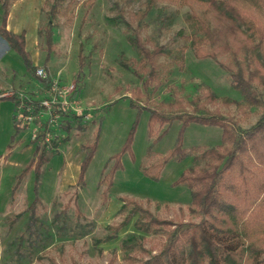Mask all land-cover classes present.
<instances>
[{"label": "rangeland", "instance_id": "rangeland-1", "mask_svg": "<svg viewBox=\"0 0 264 264\" xmlns=\"http://www.w3.org/2000/svg\"><path fill=\"white\" fill-rule=\"evenodd\" d=\"M144 2L76 0L72 12L52 21L53 52L47 64L44 35L39 37L38 29L44 28L48 18L24 8L15 13L11 25L21 26L29 58L47 75L45 81L29 73L21 56L0 37V97L7 94L15 98L0 100V264H145L162 251L167 234L136 232V217L115 233L112 228L131 209L120 210L122 199L142 203L159 220L199 223L202 218L190 212V191L178 184L192 166L191 155L181 160L169 157L156 180L147 177L141 166L170 154L178 141L186 152L221 144L219 128L197 123L183 126L179 121L156 126L149 137L147 110L173 116L181 110L188 113L190 103L209 88L219 99L240 104L224 106L219 101L209 109L235 121L241 131L251 129L260 118L262 89L253 85L263 105L245 108L240 93L231 86L230 74L211 59L195 58L189 43L180 37L191 34L184 22L188 9L157 4L143 20L132 18L131 14L143 10ZM2 16L0 7V25ZM135 35L150 46L171 51L173 57L185 48L183 70L173 63V57L160 59L158 77L142 92L138 103L146 109L134 104V92L142 89V82L133 73L137 55L127 38ZM218 61L226 63L227 58ZM12 74L15 80L29 82L23 81L20 88H7L14 83ZM44 101L49 102L48 108L41 106ZM169 103L174 106L169 107ZM98 129L85 187L79 191L75 206L73 186L84 158L83 147L92 142ZM128 138L129 149L122 154L121 169L114 173L103 203V188L98 189L100 174ZM36 145L44 148L50 160L37 188L35 172L30 170L12 201L16 180ZM113 163L110 161L106 172ZM35 198L42 205L37 207V223L29 229L28 208ZM75 207L81 217L75 215ZM132 234L138 239L129 240ZM124 242L133 248L124 252Z\"/></svg>", "mask_w": 264, "mask_h": 264}, {"label": "trees", "instance_id": "trees-1", "mask_svg": "<svg viewBox=\"0 0 264 264\" xmlns=\"http://www.w3.org/2000/svg\"><path fill=\"white\" fill-rule=\"evenodd\" d=\"M15 1L18 0H0L3 11L0 37L21 56L27 71L37 77L36 67L25 50L24 34L16 35L6 29L9 10ZM64 4L66 5L62 10ZM157 4L187 8L184 22L191 34L180 37L189 43L194 57L211 59L229 73L231 86L240 93L241 105L245 108L263 105L253 85L259 86L264 93V0H145L143 10L131 14V17L143 20ZM75 6L76 0H53L51 3L49 0L44 1L40 12L49 21L44 28L38 29V36L44 35L47 55L45 64L53 52L52 21L65 16L66 12H72ZM71 19L70 15L67 16L68 22ZM127 40L137 55L133 73L142 82V89L134 92L137 101L134 104L139 108L142 92H146L158 77L160 59L173 57V53L162 46H150L137 35L129 36ZM184 52L185 48H180L179 55L172 59L179 70L184 69ZM221 57H226L227 62H219ZM122 65L128 68V64L123 62ZM7 98L15 101V98L9 96L0 97V100ZM219 101L224 106L240 105L228 98L219 99L206 88L203 95L190 103L191 111L188 113L181 110L173 116L147 110L149 137H153L156 126L179 121L183 126L197 123L219 128L221 144L211 148L197 147L186 152L178 141L170 154L158 158L149 166H141L147 177L156 180L169 157L181 160L191 155L192 166L179 178L178 184L190 191V212L202 218L199 223L159 220L142 203L122 199L120 210L123 211L128 206L131 209L124 220L112 228L115 233L136 217V232L158 234L165 231L167 234L162 251L145 264H264V108L255 125L247 131H241L235 121L209 109ZM168 106L174 104L169 103ZM96 133L92 142L83 147L84 158L79 177L73 186L75 206L79 191L85 187L84 176L95 153L99 129ZM165 133L166 131L162 132L158 138ZM130 140L128 138L119 154L107 161L100 174L98 189L103 188V203L107 202L113 175L121 169L120 160L122 154L128 151ZM49 160L50 156L44 148L36 145L29 164L16 180L12 201L22 178L30 170L35 172L37 188L39 177ZM110 161L114 163L106 172ZM41 205L38 198L31 202L28 208L29 229L37 223L36 211ZM75 215L82 216L77 207ZM136 239L138 238L134 234L129 238L131 241ZM108 240L111 238L106 241ZM132 248L130 242L129 246L125 242L121 246L124 252Z\"/></svg>", "mask_w": 264, "mask_h": 264}, {"label": "crops", "instance_id": "crops-1", "mask_svg": "<svg viewBox=\"0 0 264 264\" xmlns=\"http://www.w3.org/2000/svg\"><path fill=\"white\" fill-rule=\"evenodd\" d=\"M43 3H44V0H18V1H15L11 5L10 10H9L6 29L8 31L12 32L13 34L20 35L21 31H22L21 26L19 25L18 27H16V26L11 25V20H12L14 14L19 13V11L21 12V10L24 8V10L26 12L33 13L36 16L40 13V10H41ZM24 10L22 12H25ZM29 45L32 46L31 43ZM25 50H26V52H28V50H29V46L27 44H25ZM36 63L37 62H35V63L33 62L32 63L33 66H36ZM15 78H16L15 75L12 74V81L14 83L12 85H8L7 88H10V87L20 88L23 85L24 80H15ZM28 82H29V80H27V82H25V83H28Z\"/></svg>", "mask_w": 264, "mask_h": 264}, {"label": "built area", "instance_id": "built-area-1", "mask_svg": "<svg viewBox=\"0 0 264 264\" xmlns=\"http://www.w3.org/2000/svg\"><path fill=\"white\" fill-rule=\"evenodd\" d=\"M36 76H38L41 80L45 81L47 80V75L40 69V68H36ZM3 96H9L11 97V95H1V97ZM41 106L48 108L49 107V102L48 101H44L42 102Z\"/></svg>", "mask_w": 264, "mask_h": 264}]
</instances>
